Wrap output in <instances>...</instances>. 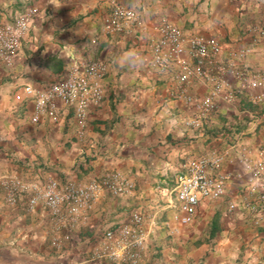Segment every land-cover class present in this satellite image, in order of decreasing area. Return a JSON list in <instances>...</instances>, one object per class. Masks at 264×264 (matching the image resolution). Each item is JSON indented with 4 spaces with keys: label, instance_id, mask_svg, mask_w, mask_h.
Instances as JSON below:
<instances>
[{
    "label": "crops",
    "instance_id": "crops-1",
    "mask_svg": "<svg viewBox=\"0 0 264 264\" xmlns=\"http://www.w3.org/2000/svg\"><path fill=\"white\" fill-rule=\"evenodd\" d=\"M114 2L134 9L137 21L107 32ZM25 8L34 15L20 47L9 62L0 60V264H264V203L249 208L257 191L252 166L264 167V94L254 99L261 89L232 73L264 71V0H0V25ZM163 18L222 47L217 61L230 70L209 111L199 105L213 88L214 67L190 75L186 101L177 80L184 66L173 60L162 69L153 60ZM241 49L243 57L230 53ZM87 58L104 67L103 96L88 106L82 131L61 101L55 119L32 121L33 102L15 99L22 85L42 89ZM180 59L194 68L187 54ZM212 154L222 156L211 173L224 180V194L202 198L182 225L176 177ZM111 171L130 179L132 191L102 192L70 231H56L40 203L28 210V192L14 205L5 201L7 176L86 183ZM132 212L148 234L140 258L94 257L105 230Z\"/></svg>",
    "mask_w": 264,
    "mask_h": 264
},
{
    "label": "built area",
    "instance_id": "built-area-1",
    "mask_svg": "<svg viewBox=\"0 0 264 264\" xmlns=\"http://www.w3.org/2000/svg\"><path fill=\"white\" fill-rule=\"evenodd\" d=\"M33 15L34 11L30 8L17 10L9 21L0 25L1 61L9 62L18 51ZM136 21L137 13L134 9L114 2L111 4L105 30L118 32L124 25ZM157 30L159 37L151 43L153 60L162 69L168 68L173 60L179 61L184 66V71L178 75L177 80L182 88L181 96L186 101H190L191 98L185 94L183 87L188 83L190 75L193 72L204 73V66L207 64L214 67L216 72L209 76L214 83L213 88L199 105L202 111L212 109L213 97L224 83V75L230 70L226 64L217 61L222 51L220 43L213 37L185 36L178 27L164 18ZM260 34L264 41V31ZM247 52L248 50L241 49L230 53L233 56L243 57ZM183 54H187L191 59L194 68H189L186 61L180 59ZM232 73L241 79H246L251 87L261 89L262 94L255 95L254 99H259L264 94V71L250 74L233 71ZM103 76V65L97 60L87 58L81 63L72 65L64 79L47 84L42 89H35L31 84L22 85L21 91L15 94V99L20 102L25 100L33 102L32 121L34 122L42 117L55 119L57 101H61L72 109L82 131L88 106L102 99L103 90L100 81ZM263 152L264 147L260 150L261 154ZM221 162L222 156L219 154L204 156L185 164L183 172L177 175L173 192L180 211L177 219L182 225L193 221L202 198L213 199L224 194V180L211 173V170L220 167ZM251 176L257 191L255 203L249 204V208L255 210L258 204L264 203V167L261 163H254ZM3 185L5 201L10 205L16 204L21 195L28 192L25 207L30 210L40 203L47 210L56 231L61 229L70 231L77 218L84 211L92 208L102 192L119 196L133 189L132 181L119 171L108 172L101 178L86 183L50 179L42 185L7 176L3 179ZM229 207L232 208L233 205ZM142 223V216L138 212H132L126 222L105 230L103 239L94 250L93 256L111 262L138 260L145 249L148 236ZM51 244L58 246V237H53Z\"/></svg>",
    "mask_w": 264,
    "mask_h": 264
}]
</instances>
